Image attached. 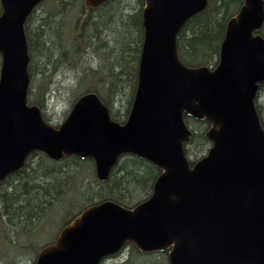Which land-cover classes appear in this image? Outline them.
<instances>
[{"label":"water","instance_id":"1","mask_svg":"<svg viewBox=\"0 0 264 264\" xmlns=\"http://www.w3.org/2000/svg\"><path fill=\"white\" fill-rule=\"evenodd\" d=\"M45 0H1L0 182L38 151L58 161L91 159L107 181L123 155L161 170L151 196L133 208L114 201L85 208L39 253L35 264H101L132 243L168 251L169 264H264V0H244L227 24L214 67L185 65L182 28L209 0H144L138 84L124 123L96 93L82 95L59 126L28 104L25 25ZM109 0H85L90 8ZM185 115L210 128L208 153L192 166Z\"/></svg>","mask_w":264,"mask_h":264},{"label":"trees","instance_id":"2","mask_svg":"<svg viewBox=\"0 0 264 264\" xmlns=\"http://www.w3.org/2000/svg\"><path fill=\"white\" fill-rule=\"evenodd\" d=\"M50 1L49 7L35 20L33 28L30 22L37 11L26 23L29 73L31 80L37 76L40 79L33 93L32 86L30 88L29 103L43 108L47 95L51 94V89H48L49 85H53V73L61 69L75 71V62L80 60L86 71L83 83H88L84 89L97 93L109 107L113 119L125 120L137 88L138 63L144 37V0H135L134 5L130 0H110L96 9L87 8L85 0ZM243 2L209 0L207 8L185 24L178 36V51L187 66H215L218 63L227 23L237 14ZM259 34L264 38V25ZM95 65H98L96 69ZM262 91L257 99V109L264 124L260 103ZM116 101L123 105L113 110V104L118 103ZM185 121L194 132L187 154L195 157L197 152L205 154L210 147L206 139L209 125L204 120H194L188 116H185ZM38 155L40 160L48 161L43 155L33 153L23 169L0 183V264L22 263L19 257L25 256V250L34 246L25 244V250L16 256H11L7 247L21 246L24 249L19 242L21 233L25 231L27 234L28 228V231L35 230L61 197V207L66 211L63 225L77 216L82 205H78L77 209L70 208L75 198L72 193L74 189L76 192L90 189L89 194L93 195L87 198L86 203L89 204L112 200L130 207L150 196L153 183L160 174L159 169L151 163L125 156L110 179L100 182L93 166V173L81 174L84 166L90 163L87 160L70 157L64 160L62 166H58L59 169L55 168L57 165L54 162L51 163L52 167L45 169L43 160L39 167L33 165V159ZM126 249L128 258L113 264H142L143 259L149 264H168L166 253L144 254L132 244H128ZM153 257L158 259L152 261Z\"/></svg>","mask_w":264,"mask_h":264},{"label":"rangeland","instance_id":"3","mask_svg":"<svg viewBox=\"0 0 264 264\" xmlns=\"http://www.w3.org/2000/svg\"><path fill=\"white\" fill-rule=\"evenodd\" d=\"M125 1H129V0H125ZM132 2V5H134L135 0H130ZM52 1H48L47 3H43L38 7V10H36L32 16V20L30 22V27L33 28L34 26V22H36L41 16L40 14H43V11L45 9H47L50 5ZM47 4V5H45ZM36 20V21H35ZM77 65V66H76ZM94 65V64H93ZM98 66V65H97ZM97 66L95 65V69L97 68ZM75 71L69 72L67 70H59L56 71L55 73H53V80H52V84L53 85H49V89H51V94L47 95V101L44 104V107L42 108L43 112H45L47 118L54 124H58L60 122H62V120L66 117V115L68 114L73 101L79 97L80 95H82L83 93L87 92V84L84 85L85 83V79H86V71H84V67L82 65V63L79 61L75 62ZM96 75V74H94ZM90 79V78H89ZM39 77L37 76L34 80H32L31 82V86H32V93L34 91V88L37 87L39 81ZM89 81V80H87ZM86 81V82H87ZM84 82V83H83ZM84 87H86L84 89ZM31 88V87H30ZM53 89V90H52ZM30 91V90H29ZM261 98H260V103L262 105V113L264 116V92L262 91L261 93ZM118 102V101H116ZM120 102L113 104L115 109H118L119 107H121ZM264 119V117H263ZM190 147V146H188ZM187 147V148H188ZM190 150H192V148H190ZM193 152V151H192ZM203 154L201 152H197V157H195L194 155L189 156L192 160H195V158H198V156H202ZM40 156H35L33 161H34V166L35 167H39L38 165L41 163V159L39 158ZM44 165L43 167L45 169H48L51 166V161H45L43 160ZM63 161L60 162H54L55 165H57V167H55L56 169H59L58 166H62L61 164H63ZM89 173H93V169H92V165L89 163L86 166H84L83 171L81 172L82 175L85 174H89ZM95 173V170H94ZM81 176V175H77ZM87 190V191H86ZM77 190H73L72 193H74V201H73V206H71L70 208H74L77 209L78 205H82V209L86 206L89 205V203L87 201V198H91V195H93L92 193L89 194L90 189H85L82 192H76ZM76 192V193H75ZM61 196V194L59 195V197ZM63 197H61L57 203V205H55L53 207V209L47 213V215L45 216V218L43 219V221L37 225V227L35 228V230H31L28 231L27 229V234H25V231H23L21 233L19 242L20 244H22V246L24 247V249L21 248V246H8L7 247V251L9 252V254H11V256H16V254H18L21 250H25V244L26 245H33L34 248H30L29 250H25L24 254L25 256H21L19 257V259H21L22 263L21 264H33L34 260H35V254L36 252H38L37 250L39 248H41L42 246L53 242L56 239L57 234L59 233L62 225H63V219L65 217V213L66 211L61 207V200ZM133 206V205H132ZM70 211V210H68ZM67 211V212H68ZM76 212H79L76 210ZM70 217H68L69 219ZM33 231V232H32ZM32 232V234H30ZM19 256V255H18ZM167 256V255H166ZM16 258V257H14ZM128 258V251L127 249L124 250L123 253H120L119 256H117L116 258L110 259L106 262V264H111L114 262H121V261H125ZM158 258H151L152 261L157 260ZM143 263L142 264H149L146 260H142ZM12 264H15V262H12ZM152 264V263H151ZM165 264V263H164Z\"/></svg>","mask_w":264,"mask_h":264}]
</instances>
